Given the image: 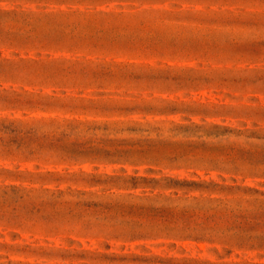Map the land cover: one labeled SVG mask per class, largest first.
I'll use <instances>...</instances> for the list:
<instances>
[{
	"label": "rangeland",
	"instance_id": "rangeland-1",
	"mask_svg": "<svg viewBox=\"0 0 264 264\" xmlns=\"http://www.w3.org/2000/svg\"><path fill=\"white\" fill-rule=\"evenodd\" d=\"M0 264H264V0H0Z\"/></svg>",
	"mask_w": 264,
	"mask_h": 264
}]
</instances>
